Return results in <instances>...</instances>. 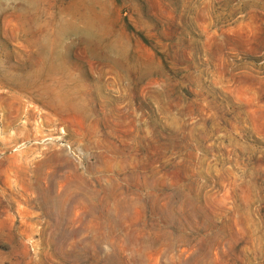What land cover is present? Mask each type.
<instances>
[{"label":"rangeland","instance_id":"1","mask_svg":"<svg viewBox=\"0 0 264 264\" xmlns=\"http://www.w3.org/2000/svg\"><path fill=\"white\" fill-rule=\"evenodd\" d=\"M0 264H264V0H0Z\"/></svg>","mask_w":264,"mask_h":264}]
</instances>
